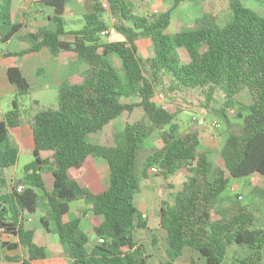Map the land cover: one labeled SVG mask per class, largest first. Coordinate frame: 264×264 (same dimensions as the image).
<instances>
[{"label":"trees","instance_id":"obj_1","mask_svg":"<svg viewBox=\"0 0 264 264\" xmlns=\"http://www.w3.org/2000/svg\"><path fill=\"white\" fill-rule=\"evenodd\" d=\"M11 1L4 0L0 5L2 42L10 40L23 27L12 20ZM68 1L45 0L54 9L50 16L52 27L19 36L31 46L7 54L24 55L43 48L54 56L61 51H74L89 69L81 83L61 84L57 107L38 109L32 116L34 159L24 167L23 178L12 181L11 192L0 198V228L17 238L3 245L8 250L21 246L27 255L6 259L36 264L35 260L48 256L47 248L35 242L34 230L26 228L23 221L26 212L35 213L45 200L48 213L41 217V223L49 232L54 226L71 264H147L145 248L136 240L135 232L149 228L148 218L137 207L135 195L140 180L148 178L151 168L158 165L164 175L175 174L182 168L189 172L173 203L165 201L159 211L169 258L163 264H174L186 248L199 252L205 264H221L235 244L248 245L253 250L239 264H263L264 229L256 227L253 212L239 202L226 211H218V215L214 211L231 178L256 173L264 176V15L239 0H232L230 24L221 27L213 14H205L198 20V26L172 35L167 30L173 11L180 2L192 0H174L160 14H138L129 0H106L108 8L100 0H94L92 9L84 15V27L70 32L73 39L68 40L64 38L69 34L64 19ZM106 10L115 19L113 26L124 40L102 42L101 32L109 29L103 17ZM141 38H149L153 44V55L146 59L138 53L137 41ZM179 48L187 51V62L182 61ZM110 55L121 61L124 78L108 58ZM7 76L17 94L11 109L0 120L1 186L7 185L5 171L18 160L19 149L10 139V130L20 125L18 119L25 115L22 99L31 89L19 67L8 68ZM164 77L172 80V88L208 85L222 88L225 105L211 110L228 126L232 124L225 108L235 107L236 96L242 89L250 91L253 102L241 104L237 109L239 130H228L222 149L224 169L214 166L209 152L200 148L202 126L181 131L175 111L154 100ZM133 96L139 97L140 102L122 101ZM136 106L143 107L144 115L124 124L125 145L91 140L92 135L102 133L109 123ZM157 130H161L163 145L145 155L138 169L139 153ZM42 151L50 152L51 156L42 158ZM90 156L109 164V182L100 192L81 185L70 173L72 168L82 171ZM46 171H51L54 177L51 191L43 178ZM20 183L25 188L18 192L16 187ZM256 189L264 196V190ZM77 200H84L88 210L64 222L63 216ZM87 211L92 213L96 235L92 248L88 247L89 236L80 227Z\"/></svg>","mask_w":264,"mask_h":264},{"label":"crops","instance_id":"obj_2","mask_svg":"<svg viewBox=\"0 0 264 264\" xmlns=\"http://www.w3.org/2000/svg\"><path fill=\"white\" fill-rule=\"evenodd\" d=\"M208 1L209 0H196L193 2H187L185 4V8L183 9H188L189 12L180 16L178 20L179 26L176 28V32H179L182 26H188L187 29L194 28L198 26V20H200L205 14H213L212 8L208 4ZM3 2L4 0H0V5ZM100 2L103 3L104 1L100 0ZM185 2L182 1L179 7H181L182 3ZM93 4L94 0L68 1L65 7L64 19L66 21L65 27L69 34L64 37L65 39H73V35L70 32L84 27V15L91 10ZM190 6L192 9H189ZM35 8L37 9L35 10ZM154 9H157V7L148 9L147 13L152 14ZM53 13V7L47 5L45 0L11 1L12 20L14 22L22 23L23 27L20 32L13 36L10 40L6 42H2L0 40V43H2V46H0V98L7 94L10 96V100L12 102L17 94L15 86L11 84L7 76V70L12 66H17L21 69L24 76L30 82L31 89L29 94L22 99L23 108L25 110V115H23L22 118H24L26 121L20 123V125L10 130V139L15 145L18 146L19 156L16 165L13 168L5 171L7 185H0V198L11 192L12 181L21 180L24 176V167L33 161H26L27 163H23V165L20 167V157L22 154L27 153L29 156H34V130L31 125L34 112L38 109L48 108L47 104L49 101H57L58 91L62 83H81L84 79V74L89 69V65L82 61L79 55L74 51H61L57 56H54L47 48H43L40 51L29 52L24 55H7L9 53H18L24 51L31 46L29 42L20 40L19 36L28 32H36L40 28H51L52 22L50 20V16ZM186 19L195 24L186 25L184 23ZM173 21L174 19L172 17L171 24ZM170 26L167 30L168 33H170ZM112 31L113 28H111L109 25L107 35H111ZM120 35L122 36V39L120 40H124L125 37L122 34ZM102 42L105 43L110 41L102 40ZM137 44L139 48L138 53L142 58L146 59L153 55V44L149 38H141L137 41ZM115 57L116 56L114 55H110L108 57L113 64H115L114 59H117ZM118 61L121 63L120 60ZM124 99L127 100L125 101ZM124 99H122V101L125 103H138L141 100L139 97H129ZM137 108H140L141 111L144 112L143 107L137 106ZM5 113L6 111L2 109L0 100V120L3 118ZM95 142L102 143L101 136H99ZM50 156L51 153L48 151L41 152L42 158H48ZM70 173L73 177L78 179L81 185L89 187L94 192H100L107 186L106 181L109 179L110 169L106 160L90 156L87 159L85 168L82 171L72 168ZM43 178L46 183L47 190L51 191L53 189L54 181L52 172H43ZM48 180L50 181L51 185ZM235 185L233 186L235 187ZM151 187L152 186H147V189L151 191ZM258 187H261V185H258ZM1 201L2 200L0 199V203ZM73 205L75 207H73ZM88 208L89 205H87L84 200L72 202L70 212L63 216V221L67 222L75 216L81 215V213L84 210H88ZM47 213L48 205L44 200L41 202L39 209L35 213L26 212L24 214L23 221L25 227L34 230L35 242L39 245L45 246L48 252V256L46 258L35 260V263L71 264V261L66 256L63 245L61 244L59 237L55 232L54 226H51V231L49 232L41 223V217L46 216ZM144 216L148 218L149 228L137 229L135 232V238L145 248L147 264L166 263L169 260L167 255L168 245L166 241V233L160 228L159 212L157 211L154 213L152 222L150 221L148 214L145 215L144 213ZM91 218L92 213L87 211L86 214L82 216L80 227L89 236V242H92L90 247L92 248L96 243V235ZM5 241L15 242L17 241V238L14 236L9 237L0 229V253L2 254V256H0V262L6 261L8 264H21L20 261L8 260L6 257H25L27 255L25 248L20 246L17 249L8 250L7 247L3 245V242ZM18 250L21 251L18 252ZM252 253L253 250L248 245L235 244L233 245V248L230 250V252L227 253V256L221 264H239L240 260L246 258ZM261 254L263 260L264 247ZM174 264H205V260L196 250L192 248H186L183 254L174 261Z\"/></svg>","mask_w":264,"mask_h":264},{"label":"rangeland","instance_id":"obj_3","mask_svg":"<svg viewBox=\"0 0 264 264\" xmlns=\"http://www.w3.org/2000/svg\"><path fill=\"white\" fill-rule=\"evenodd\" d=\"M106 1V0H103ZM183 1L181 7H177L173 11V23L170 26V34L177 33L178 20L184 13H188V9L185 8L187 2ZM232 0H209L208 4L212 8L216 23L223 27L232 22L233 13L230 9ZM245 6L254 9L258 14L264 15V0H239ZM174 0H129V5L133 11L138 14H146L148 9L157 7V11L160 14L166 11L173 4ZM181 2L179 3V5ZM37 8H35L36 10ZM92 9V8H91ZM160 9V10H159ZM189 9H192L190 6ZM107 23L113 28L111 35L102 36L103 41H115L122 39V36L114 28L113 24L116 22L111 16L110 12L106 10L103 13ZM148 14V13H147ZM186 25H193L191 21H184ZM198 25V24H197ZM188 26H182L181 29H187ZM2 46V43H0ZM205 49V46H201V51ZM178 52L181 54L182 61L187 62L189 55L184 48H179ZM152 53V52H151ZM117 58V57H115ZM119 59H114V66L117 68L119 74L124 78V72L122 69ZM116 61V62H115ZM172 80L169 77H164L163 82L158 86L156 93H162L165 96L163 101L159 100L155 95V100L158 104L175 111V121L179 124L181 131L190 129L191 127H197L199 125L193 119L202 118L210 121L211 119H218L220 126L215 129L202 127L200 132L201 149L209 152L210 158L214 166L225 168L224 159L222 157V149L228 136V130L238 131L240 128V120L237 118V109L241 104L249 105L253 102L252 95L248 89H242L236 96V104L233 109L225 108L231 122V126H228L227 122L223 118H220L211 108L220 109L225 105V92L222 88L217 86H206L203 88H188L179 89L172 88ZM135 97V96H133ZM1 107L6 112L11 109L10 96L5 94L4 97L0 98ZM125 101L127 99H124ZM57 101H49L47 107H57ZM210 108H207L206 106ZM144 112L141 111L137 106L132 112H124V114L117 120H114L105 127V131L100 134L92 135L91 140L95 142L96 139L101 136L102 143L113 144V145H125V138L123 133L124 124L127 121H135L141 119ZM200 126V125H199ZM163 145L161 138V130L155 131L144 143V151L139 153L137 168L140 169L141 162L145 155H147L152 149L160 148ZM34 156H29L24 153L20 157V167L26 161H32ZM27 163V162H26ZM189 172L186 168L178 170L175 174L164 175L163 173L153 174L150 173L149 177L140 180V189L135 195V203L137 207L142 210L145 215H149V219L152 222L154 213L159 212L164 202L173 203L174 197L180 190L185 181H187ZM50 183V181L48 180ZM109 179L106 181L108 185ZM238 186H236V185ZM51 185V183H50ZM235 185V187L233 186ZM261 185V189L264 190V176L260 174H252L237 178H231L230 186L222 193L219 201L216 204L214 215H218V211L223 212L229 209V207L239 202L241 205L247 206L255 215V225L264 228V196L260 194V191L256 188ZM147 186H152L151 191L147 189ZM263 187V188H262ZM41 195V192H40ZM162 201V202H161ZM73 207H75L73 205ZM11 237L10 235H8ZM92 242L90 241L88 247ZM233 248L231 246L228 252ZM21 250H18L20 252ZM0 256L2 254L0 253ZM227 256V255H226ZM264 263V258L262 260ZM0 264H8L6 261L0 262Z\"/></svg>","mask_w":264,"mask_h":264},{"label":"built area","instance_id":"obj_4","mask_svg":"<svg viewBox=\"0 0 264 264\" xmlns=\"http://www.w3.org/2000/svg\"><path fill=\"white\" fill-rule=\"evenodd\" d=\"M103 6L105 8H108V2L107 1H104L103 2ZM157 13H158V11L156 9H154L153 12H152V14H157ZM107 33H108V30H103L101 32V35H107ZM156 97L159 100H161V101H163L165 99V96L162 93H156ZM193 120L196 123H198L200 126H202V127H207V128L215 129V128H218L220 126L219 121L217 119H214V118L211 119L210 121H208L205 118H202L201 120H198L197 118H194ZM150 173H153V174L162 173V168L160 166L156 165V166H154V167L151 168ZM16 188H17V191L18 192H21V191L24 190L25 186H24V184L20 183V184L17 185ZM1 231H3V229H1ZM100 241L103 242V239H100Z\"/></svg>","mask_w":264,"mask_h":264},{"label":"water","instance_id":"obj_5","mask_svg":"<svg viewBox=\"0 0 264 264\" xmlns=\"http://www.w3.org/2000/svg\"><path fill=\"white\" fill-rule=\"evenodd\" d=\"M18 120H19L20 123H23V122L26 121V120H25L24 118H22V117H20Z\"/></svg>","mask_w":264,"mask_h":264}]
</instances>
